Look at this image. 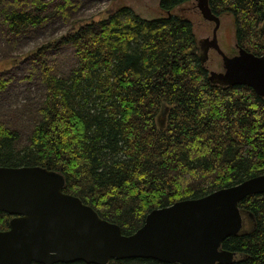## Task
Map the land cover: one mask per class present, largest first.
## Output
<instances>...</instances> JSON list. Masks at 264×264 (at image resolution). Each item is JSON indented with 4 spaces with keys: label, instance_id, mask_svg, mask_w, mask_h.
<instances>
[{
    "label": "trees",
    "instance_id": "trees-1",
    "mask_svg": "<svg viewBox=\"0 0 264 264\" xmlns=\"http://www.w3.org/2000/svg\"><path fill=\"white\" fill-rule=\"evenodd\" d=\"M70 1L0 0V26L8 38L19 36L43 25L52 8L66 15ZM189 1L158 0L157 15L117 3L92 18L99 28L81 20L37 45L32 58L40 64L45 93L26 142L17 127L0 119V165L61 171L66 191L124 233L140 227L155 207L264 173V96L248 84L209 79L193 20L177 12ZM209 3L217 14H232L235 45L264 53V0ZM61 45L76 56L63 73L49 56ZM7 83L0 73V90ZM162 103L165 121L159 118ZM239 206L249 229L223 240L241 257L228 264H264V192L246 195ZM10 217L0 210V229ZM136 263L182 264L145 257L107 264Z\"/></svg>",
    "mask_w": 264,
    "mask_h": 264
},
{
    "label": "water",
    "instance_id": "water-1",
    "mask_svg": "<svg viewBox=\"0 0 264 264\" xmlns=\"http://www.w3.org/2000/svg\"><path fill=\"white\" fill-rule=\"evenodd\" d=\"M213 33L198 39L203 62L215 48L223 70L211 69L209 79L222 85L248 84L264 96V53L239 46L227 54L218 39L221 17L209 0H197ZM162 103L160 121H165ZM64 174L42 165H0V210L11 214L0 229V264H43L78 259L107 264L111 259L155 258L183 264L231 263L234 251L223 240L243 226L239 202L264 192V173L223 186L204 195L187 197L151 209L135 231L102 217L89 203L65 190Z\"/></svg>",
    "mask_w": 264,
    "mask_h": 264
},
{
    "label": "rangeland",
    "instance_id": "rangeland-1",
    "mask_svg": "<svg viewBox=\"0 0 264 264\" xmlns=\"http://www.w3.org/2000/svg\"><path fill=\"white\" fill-rule=\"evenodd\" d=\"M157 1L71 0L66 7L68 9L66 15L58 8H52L43 25L30 28L19 36L8 38L0 26V73L8 79L5 88L0 90V119H7L10 124L17 127L21 132L22 141H27V131L32 126L36 107L45 93V85L40 77V64L32 58V51L37 45L59 37L61 33L79 24L81 20L93 21L92 18L99 19L107 15L108 9L117 3H130L144 15H157L159 13ZM177 12L192 18L198 39L212 35L214 22L203 17L197 0L185 2ZM221 15V25L218 30L221 47L227 54L236 52L233 16L231 13ZM93 22L98 23L95 20ZM95 28H99V24ZM210 55L208 68L222 70L221 55L213 49ZM49 56L57 61L58 70L62 73L76 62V56L69 45L56 47L54 53Z\"/></svg>",
    "mask_w": 264,
    "mask_h": 264
},
{
    "label": "flooded vegetation",
    "instance_id": "flooded-vegetation-1",
    "mask_svg": "<svg viewBox=\"0 0 264 264\" xmlns=\"http://www.w3.org/2000/svg\"><path fill=\"white\" fill-rule=\"evenodd\" d=\"M218 15H220V14H218ZM220 17H222V15H220ZM221 25V24H220ZM220 28V27H219ZM219 28H218V30H219ZM212 33H213V31H212ZM217 33H218V31H217ZM211 36V35H210ZM218 39H219V36H218ZM219 43H220V45H221V42H220V40H219ZM239 46H240V44H238V43H236V47H237V51L236 52H228V54H230V55H232V54H235V53H237L238 52V48H239ZM216 50L215 48H213V47H211L210 49H209V57H208V60L206 61V63L208 64V61L211 59V50ZM224 50V49H223ZM217 51V50H216ZM217 53H218V51H217ZM220 54V53H219ZM222 57V56H221ZM222 61H223V59H222ZM223 65V64H222ZM224 69V68H223ZM222 69V70H223ZM211 69H209V71H210ZM241 208V207H240ZM241 211H242V208H241ZM242 214H243V226H242V228L240 229V231L238 232V233H240V232H242V231H245L246 229H249V226L248 225H246L245 224V218H246V215H245V211L243 210L242 211ZM7 228V227H6ZM4 229V228H3ZM222 248H224V249H228V248H226V247H224L223 246V244H222V246H221ZM229 250H232V249H229ZM232 251H234L235 253H234V256H233V261L231 262V263H233L234 261H236V260H239V259H241V257H240V254L237 252V251H235V250H232ZM155 259V258H154ZM157 260V259H156ZM159 261V260H158ZM163 262V261H162ZM164 263H180V262H164ZM136 264H142V263H136ZM150 264H154V263H150ZM155 264H159V263H155ZM183 264V263H182ZM217 264H220V263H217ZM222 264H228V263H222Z\"/></svg>",
    "mask_w": 264,
    "mask_h": 264
}]
</instances>
